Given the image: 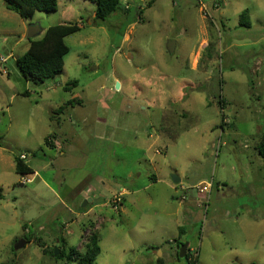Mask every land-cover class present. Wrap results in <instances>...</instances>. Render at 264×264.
I'll list each match as a JSON object with an SVG mask.
<instances>
[{
  "label": "rangeland",
  "instance_id": "rangeland-1",
  "mask_svg": "<svg viewBox=\"0 0 264 264\" xmlns=\"http://www.w3.org/2000/svg\"><path fill=\"white\" fill-rule=\"evenodd\" d=\"M56 1V12L26 19L40 29L27 39L26 20L0 0V57H13L9 75L0 65V264H74L50 250L82 254L93 231L95 264H152L155 247L167 251L164 264H188L174 254L185 243L196 250L192 264H264V223L261 233L242 230L239 210L218 215L241 204L264 212V0H122L103 23L88 1ZM69 24L80 29L64 38L62 73L24 81L15 60ZM19 154L33 174L15 173ZM128 171L139 177L128 183ZM151 174H177L182 188L155 184L111 208L122 188H143ZM207 181L220 187L205 204L196 187ZM178 203L193 212L180 235L166 215ZM214 232L215 249L200 247ZM19 240L25 245L14 250Z\"/></svg>",
  "mask_w": 264,
  "mask_h": 264
},
{
  "label": "trees",
  "instance_id": "trees-1",
  "mask_svg": "<svg viewBox=\"0 0 264 264\" xmlns=\"http://www.w3.org/2000/svg\"><path fill=\"white\" fill-rule=\"evenodd\" d=\"M95 5V20L103 23L109 16L116 13L121 8L122 0H84ZM4 8L17 14L22 20L31 18L34 11L44 13H54L57 9L56 0H4ZM245 12L242 13L244 15ZM75 24L58 25L51 28L47 36L38 44H34L22 55L15 60V65L24 81H31L34 85H41L49 79L60 75L63 71V58L69 50L64 43V38L79 31ZM8 75V73H7ZM6 75V76H7ZM27 93H24L26 96ZM221 102V101H220ZM60 108L59 111H62ZM222 114V113H221ZM223 116L221 115V123ZM220 123V129L222 124ZM48 147L50 143L45 141ZM52 147V146H51ZM257 153L264 159V142L257 147ZM20 155V154H19ZM19 155L13 157L14 171L16 174L26 176L33 174L32 170L26 165L25 160L19 158ZM0 190V199H2ZM28 243V239H26ZM179 251V250H178ZM54 250H50V255L54 257ZM100 254L98 245L97 231L90 233L87 243L85 244L84 253L78 254L74 249H70L65 255L60 249L59 255L55 258H66L68 261L73 260L74 264H95L96 258ZM178 252H176V258ZM184 260L189 263V255L186 249Z\"/></svg>",
  "mask_w": 264,
  "mask_h": 264
},
{
  "label": "crops",
  "instance_id": "crops-1",
  "mask_svg": "<svg viewBox=\"0 0 264 264\" xmlns=\"http://www.w3.org/2000/svg\"><path fill=\"white\" fill-rule=\"evenodd\" d=\"M8 75H9V73H8ZM146 131L147 132L150 131V128H148ZM149 136L151 137V134ZM148 140H151V139H148ZM121 143H123V142H121ZM50 145L52 147H54L53 149H55L57 147L56 145L52 144V142H50ZM127 145H128V148L131 147V142L130 143H127ZM153 146H155V141L151 142L147 147H148V149H150ZM125 147H127V146H125ZM165 150H166V148L164 146L162 148H158V149L155 150L154 155L155 156H161V155L165 154ZM148 164L151 166L150 167L151 168V171L157 172V166H156V164H155L154 161H152V162L151 161H148ZM260 165L264 169V165L263 164H260ZM159 171L162 172V168H159ZM175 175L177 176V174H175ZM133 176L136 177V178H138L139 177V173H133V172H130V171L127 172V177L126 178H127V182L128 183L132 179ZM150 180H151L150 184H147L143 188L136 189V190H134L132 192H129V191L125 190L124 188H122V190H121L122 191L121 193H123L122 202L125 201V197L124 196H126L128 194H136V193H139L140 191H145L150 186L155 185V184H163L166 187V189L173 190L174 193H176L178 187L182 188V186H180V183H181V180L180 179H179L180 180V183L178 185H175V184L172 183L171 178H166V177H164L163 174H159V175L151 174ZM214 186L216 188H219L220 187L219 183H217L216 185L214 183L213 187ZM176 197L177 196H175V198ZM98 199H99V197L95 198V200H98ZM103 205H105V203ZM183 206L184 205H182L181 203H178V208L174 212H172L170 210L166 212V215L169 218H171V219L174 218V222H175L174 224H176L178 226V229H179V233L178 234L179 235L180 234H183V230H180V229H185V226H181L180 223H185V220H187L193 214V212L191 211V209L188 206L182 208ZM99 208H101L100 207V204H96V205L92 206L87 211V213L88 212L91 213V211L93 209H99ZM243 209H244V212H240V210L242 211ZM236 210H239L238 211L239 213L236 214V217L234 219V222L236 224L245 223L244 225L241 226V229L242 230H244L245 228H248V229H251V231L256 230V231H258V232L261 233V231H260V227H261L260 224L262 225V223H264V212H260L259 211L260 212L259 213L257 211V209L250 210L247 204H241L238 207H236L235 209L229 210L228 212H226L227 210L225 211L224 209H222L220 211V214H218L217 212H213L212 213V216H211L212 217V220L215 219L216 217H218V215L220 216L219 218H228V217H230L231 212L232 211H236ZM179 213H180V217L181 218L178 220L177 216H179ZM257 213H258V215H257ZM248 218H250V221L248 220ZM166 221L169 222V224H170V219L169 220H166L165 219L162 223L166 224ZM208 225H209V223H208ZM216 228L218 229V227H216ZM214 233L215 234L214 235H211L209 237V239L204 238L203 241L200 240V247H202V244H204V242H206L207 244H209V242H211V244H212V250L215 249V247H216V245L218 243V239H217V232H214ZM219 233H221V232H219ZM250 236H252V235H250ZM261 237H262L261 235H257L256 236V238H255L256 242H255V247H254L255 249L256 248L258 250L261 249L262 243H263ZM249 238L250 237H246L247 243L250 240ZM175 247L178 250L179 244L176 243L175 244ZM187 247H189V244L188 243H187ZM152 250H153V255L156 256V258L152 261V264L153 263L154 264H164L163 256L165 254L164 252H167V251L164 248H162V247H159V248L158 247H155V248H152ZM176 252H178V251H175V253H174L175 256H176ZM248 264H251V263H248Z\"/></svg>",
  "mask_w": 264,
  "mask_h": 264
},
{
  "label": "built area",
  "instance_id": "built-area-1",
  "mask_svg": "<svg viewBox=\"0 0 264 264\" xmlns=\"http://www.w3.org/2000/svg\"><path fill=\"white\" fill-rule=\"evenodd\" d=\"M124 1L126 2L128 0H124ZM11 58H13L11 54H9L7 57H0V65L2 67L1 68V72L3 74H5V75H7L6 74L7 70H6V68L4 66H5L6 62L9 59H11ZM19 158L22 159V160H26L27 159V155L26 154H20ZM22 182L25 183V182H29V181L26 180V179H22ZM213 185L214 184L212 182L207 181V182L201 183L200 185H198L196 187V189L198 190L199 194L207 195L205 204L208 202V196H209V193H210ZM122 197H123V193H120L117 196H115L112 199L111 202H109V204L111 205L112 209H114V210H118L119 209V207L121 206V203H122ZM184 199H185V197L182 196L181 200H184ZM187 249H188V255L192 256V258H193L192 260L195 261V258L197 257L196 250L194 248H189V247H187ZM192 260H190V258H189L188 259L189 263L192 264Z\"/></svg>",
  "mask_w": 264,
  "mask_h": 264
},
{
  "label": "water",
  "instance_id": "water-1",
  "mask_svg": "<svg viewBox=\"0 0 264 264\" xmlns=\"http://www.w3.org/2000/svg\"><path fill=\"white\" fill-rule=\"evenodd\" d=\"M25 24L27 25V28H28V31H27V39H31L33 37H35L36 35H38L40 33V29L36 26V25H33L29 22V20H26ZM167 51L172 53L173 52V43L170 42L168 43L167 45ZM116 90L119 89V84L116 83V86H115ZM171 181L173 184L175 185H178L180 183V180L179 178L176 176V175H172L171 176ZM90 201V200H89ZM86 203L84 202V204L82 205V207L86 206L85 205ZM25 245V241L24 240H19L15 245H14V250H18L20 248H22L23 246ZM186 249H187V243L183 244L182 246H180V249L178 251V259L180 258H184V255L186 253ZM59 254V252L54 249V257H56L57 255Z\"/></svg>",
  "mask_w": 264,
  "mask_h": 264
}]
</instances>
